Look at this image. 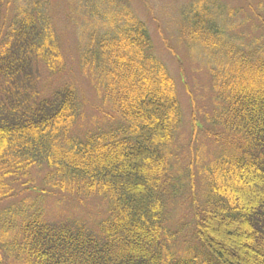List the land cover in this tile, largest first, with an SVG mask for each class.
<instances>
[{
    "label": "trees",
    "instance_id": "trees-1",
    "mask_svg": "<svg viewBox=\"0 0 264 264\" xmlns=\"http://www.w3.org/2000/svg\"><path fill=\"white\" fill-rule=\"evenodd\" d=\"M76 2L78 71L118 123L83 139L72 134L82 114L76 88L64 82L48 98L36 88L41 68L70 72L45 12L50 1L0 0V84L8 93L0 95V204L38 197L0 214V264L1 252L16 264H264V42L238 32L250 17L244 8L264 32V0H190L174 44L162 42L176 59L181 45L199 57L208 81L209 99L186 89L190 121L196 132L202 117L218 151L201 157L199 145L186 162L175 145L184 119L176 81L131 0ZM34 169L42 171L38 187ZM47 195L100 199L105 216L95 228L55 225L44 216ZM183 197L190 230L169 229V210Z\"/></svg>",
    "mask_w": 264,
    "mask_h": 264
},
{
    "label": "rangeland",
    "instance_id": "rangeland-1",
    "mask_svg": "<svg viewBox=\"0 0 264 264\" xmlns=\"http://www.w3.org/2000/svg\"><path fill=\"white\" fill-rule=\"evenodd\" d=\"M51 6L45 9L47 13V19L54 31V35L59 47V50L63 53L67 66L70 68L69 74L61 76H51L45 69H40V77L36 78V88L38 92V98H48L52 95L60 85L66 83L72 84L79 95L81 104V118L77 122L73 134L74 136L83 139L86 134L93 133L99 129L108 130L113 127L118 120L114 117L109 106L104 104L99 93L97 92L95 85L80 75L78 71L76 54L77 43L80 34H77L78 27H83V23L79 18L80 8L75 6L73 0L72 7L69 5V0H49ZM144 1L146 4H144ZM190 0H132L131 8L136 14L147 24L149 33L152 38L154 53L157 54L161 60L165 63L172 76L175 78L177 84V91L179 101L183 110V125L176 138L175 145H178L180 155L183 162H186L189 155L195 153L197 147L202 145L201 157H212L218 151L217 147L211 146L210 140L205 137L203 132V119L200 115L197 116L196 125L201 126L196 128V132H192L193 126L190 121V107L189 98L186 89H188L192 96H197L200 99H209V90L206 84L208 83L205 74V68L203 61L199 57H188L185 53L182 45L179 47V57L181 65L175 60L169 52L163 49V40H168L169 44L173 45L176 40V29L182 21V17L186 8L191 4ZM241 6V5H240ZM149 7V9L147 8ZM14 11L10 10L9 16H12ZM244 14H250L249 18L242 16L241 19L244 24L238 29V32L243 36L246 33L249 38H258L260 43L264 42V32L261 30L259 22L251 16V12L248 9L243 10ZM247 18V19H246ZM237 22V21H236ZM84 32V31H82ZM86 37H83L81 41H84ZM178 53V51H177ZM198 58V59H196ZM41 95H40V94ZM0 95L3 98H7L8 93L6 91L1 92ZM197 99V98H196ZM208 104L205 101V105ZM109 112L110 117L105 114ZM192 141L193 152L189 150L188 143ZM187 145V146H186ZM199 169V168H198ZM184 170V169H183ZM200 170V169H199ZM193 172H188V182L191 187L195 185V181L199 179L194 177ZM198 171V170H197ZM42 171L41 169H34L32 177L36 180V186L40 185ZM201 185H197L194 189V193L198 194V190ZM41 188V187H40ZM39 188V189H40ZM38 189V191H39ZM37 191V192H38ZM36 192V193H37ZM25 195L19 196L11 201H7L0 204V214L12 207L18 209L21 203L25 200V205L30 203L33 199L38 198L33 192L24 193ZM43 210L45 211V218L55 225L61 222H80L88 227L95 228L96 224L105 216V204L97 198H83L76 199L64 196L48 195L42 196ZM40 200V201H41ZM182 202L173 204L171 206L168 228L178 229L181 226L185 231H189L190 227L187 225L191 219V215L188 213V204L186 197L182 198ZM14 213V212H13ZM176 236L174 237L177 244H181L179 247L183 249L185 247L186 239L182 237L181 233L176 230ZM242 249V248H241ZM180 252V251H179ZM240 252V249H239ZM243 253V250L240 254ZM4 264H16L15 261L5 257L1 252ZM243 256H246L244 253ZM181 254L177 257L181 258Z\"/></svg>",
    "mask_w": 264,
    "mask_h": 264
}]
</instances>
